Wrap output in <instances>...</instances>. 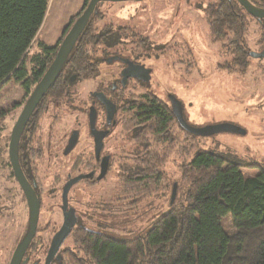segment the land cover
I'll return each mask as SVG.
<instances>
[{"label": "rangeland", "instance_id": "374dc122", "mask_svg": "<svg viewBox=\"0 0 264 264\" xmlns=\"http://www.w3.org/2000/svg\"><path fill=\"white\" fill-rule=\"evenodd\" d=\"M81 0H49V10L37 43L54 46L57 36L70 23ZM215 0H142L123 4L100 5L92 25L98 33L111 26L125 43L107 54L98 47L101 58L97 78L77 81L70 86L69 97L62 102L48 100L26 134L23 147L26 168L38 186L41 198L38 233L28 252L29 264H44L53 236L63 223L62 189L68 176L88 173L94 168L93 142L88 133L91 94L104 91L118 106L117 126L105 140L111 164L102 181H82L68 196L82 227L120 240L143 235L153 223L169 211L173 186L181 181V166L194 153L208 151L248 166L243 173L256 177L264 170V59L250 58L245 73L226 70L229 57L214 43L204 9ZM264 24L249 18L247 42L250 52L264 49ZM121 44V43H120ZM35 47L32 52H35ZM120 55L138 60L151 68L149 86L131 82L124 90L111 94L123 65L109 56ZM174 96L183 107L186 123L196 129L231 124L245 134L222 132L209 137L189 136L173 124L172 140L141 129L133 121L135 106L147 98H157L170 106ZM29 95L13 80L0 88V111L6 112L0 128V264H9L28 228L29 210L8 158L11 131ZM142 118V117H141ZM140 119V118H139ZM135 120V119H134ZM137 120V119H136ZM104 121L101 114L100 122ZM137 125V126H136ZM142 139H136L133 129ZM73 130H79L80 142L69 156L63 151ZM148 153L167 156L162 171L168 188L135 203L125 194L122 180L135 162ZM258 166V167H252ZM134 174V172H133ZM181 195V192H180ZM225 228L234 232L230 217ZM64 264L69 254L84 258L72 236L61 248Z\"/></svg>", "mask_w": 264, "mask_h": 264}, {"label": "trees", "instance_id": "16d2710c", "mask_svg": "<svg viewBox=\"0 0 264 264\" xmlns=\"http://www.w3.org/2000/svg\"><path fill=\"white\" fill-rule=\"evenodd\" d=\"M48 9L49 0H0V88L13 80L30 95L81 13L71 18L58 43L51 47L37 43ZM204 13L212 41L220 44L229 57L225 69L245 73L251 58L247 33L249 18L253 17L236 0H215L205 7ZM95 15L22 134L19 144L22 170L26 134L46 101L62 102L69 97L72 84L97 78L104 61L91 54L99 46L107 54L120 45L119 31H112L111 26L98 33L94 30ZM258 22L264 24V21ZM34 47L36 51L31 53ZM108 97L112 99L111 95ZM131 110H135L133 121H141L137 125L150 132L156 142V136L172 140L171 127L178 121L171 104L168 107L157 98H147ZM5 117L6 112L0 111V128ZM178 127L196 137L179 124ZM133 132L136 139H142L135 128ZM166 161L167 156L146 151L145 159L135 162L123 176L127 199L138 204L147 196L169 189L167 176L162 171ZM244 168L248 166L213 152L197 150L180 168L181 181L173 186L176 196L173 200L171 194L169 211L143 235L120 240L90 231L78 222L70 236L84 258L69 254V264H264V170L260 169L256 177L247 178ZM228 217L233 221L232 233L224 225ZM54 264H64L63 255Z\"/></svg>", "mask_w": 264, "mask_h": 264}, {"label": "water", "instance_id": "95a60500", "mask_svg": "<svg viewBox=\"0 0 264 264\" xmlns=\"http://www.w3.org/2000/svg\"><path fill=\"white\" fill-rule=\"evenodd\" d=\"M124 1L126 0H90L85 11L76 20L74 25L71 27L69 32L64 37L63 41L61 42L58 48V51L56 53V56L52 64L50 65V67L48 68V70L40 80V82L37 84L31 95L29 96L11 131L9 147H8V158L14 177L18 185L20 186V189L22 190L27 202V206L29 210V222H28L29 228L25 238L19 243V245L15 249L9 264H22V263L25 264L27 262V259L25 261H23V259L37 234L38 223L40 219V210H41V200L39 199V196L36 194L32 185L25 177L19 161V144L22 134L30 118L37 109L38 105L41 103L47 92L54 86L71 52L73 51L78 39L80 38L86 25L88 24L89 20L94 14L96 6L100 2L121 3ZM236 1L246 10V12L251 17L257 19L258 21L264 20V9L254 6L248 0H236ZM250 56L251 58H255V59H264V49L260 53L251 52ZM122 77H123V84L126 83V80L128 78H139L148 82L150 81V70H147L142 66H129L123 71ZM97 96L101 100L104 99L103 94H97ZM169 99L171 102L173 113L180 127L194 136L209 137L222 132L234 133L240 135L245 134L244 130L231 124H219V125L207 126L201 129L193 128L189 126L185 121L182 103L174 96H171ZM116 110L117 109L115 105L111 103L108 104L107 122L109 124L112 122ZM94 118H95L94 110L92 109L91 110L92 123L94 122ZM104 137L105 134H96L95 145H96L97 154L100 150V145ZM76 141H77V135L75 134L70 139L65 154H68L74 148ZM108 167H109V158H106L102 162L101 173L98 177V181L102 180L106 176ZM91 176L92 174L86 176H79L75 179L68 181L65 184L62 191V207H61V210L63 212V223L59 231L52 238L51 245L45 260V264H51L55 258L58 262L61 261V255H59L58 253L61 247L63 246V244L65 243V241L70 236L72 230L75 228L79 220L78 217L76 216L75 209L69 206L68 195L70 189L73 187V185L81 181L83 178L89 179ZM175 196H176V187L173 188V193H172L173 200L175 199Z\"/></svg>", "mask_w": 264, "mask_h": 264}, {"label": "flooded vegetation", "instance_id": "af4514ba", "mask_svg": "<svg viewBox=\"0 0 264 264\" xmlns=\"http://www.w3.org/2000/svg\"><path fill=\"white\" fill-rule=\"evenodd\" d=\"M128 1H142V0H126V1H124V2H128ZM251 4H253L254 6H256V7H258V8H261V9H264V0H248ZM89 2H90V0L88 1V3L86 4V1H85V4H84V6H83V10H82V12L80 13V16H81V14L85 11V9L87 8V6H88V4H89ZM107 5V4H123V2H121V3H110V2H100L97 6H96V9H95V12H94V14L95 13H97V10L99 9V7H100V5ZM93 14V15H94ZM92 15V16H93ZM79 16V17H80ZM262 21H264V20H261V22ZM76 22V21H75ZM74 22V23H75ZM74 23H73V25H74ZM72 25V26H73ZM71 26V27H72ZM71 27H70V29H71ZM69 29V30H70ZM69 30H68V32H69ZM67 32V33H68ZM126 41H124V40H122L121 39V46L123 45L122 43H125ZM112 58H114L115 60H116V62H120L122 65H123V68H122V70L120 71V74H119V78L117 79V81L115 82V83H113L112 84V86H111V94L113 93V94H115L116 92H119V90H124L125 89V87H127L131 82H134V83H137V84H139L140 86H149L150 85V82H151V77H152V70H151V68H147L144 64H142V63H140L138 60H135V59H130V58H125V57H123V56H120V55H114ZM112 58H110V59H108V60H112ZM129 66H142V67H144L145 69H147V70H150V81H148V82H146V81H144L143 79H139V78H128L127 80H126V83L125 84H123V77H122V73H123V71L127 68V67H129ZM97 94H103V96H104V99L103 100H101V99H99L98 98V96H97ZM31 95V94H30ZM29 95V96H30ZM91 97L93 98V101H92V103H91V106L89 107V112H88V133H89V136L91 137V139H92V142H93V155H92V159H93V162L95 163L94 164V168L91 170V171H89L88 173H79V174H77L76 176H72V175H69L68 176V179H67V181H66V183L68 182V181H70V180H72V179H75V178H77V177H79V176H86V175H90V174H92V176L89 178V179H86V178H83L81 181H79L78 183H76L75 185H73V187L74 186H76V185H78L80 182H82V181H98V177H99V175H100V173H101V167H102V162H103V160L104 159H106V158H109V167H108V171H109V168H110V164H111V156L110 155H108L107 153H106V150H105V140L111 135V132H112V129L113 128H115L116 126H117V121H116V117H117V114H118V106H117V104L115 103V101H113V99H110L109 97H108V95L104 92V91H98V92H94V93H92L91 94ZM29 98V97H28ZM28 100V99H27ZM27 102V101H26ZM113 104V105H115L116 106V113H115V116H114V118H113V120H112V122L109 124L108 122H107V107H108V104ZM169 103L171 104V102H170V99H169ZM94 110V115H95V118H94V122L92 123L91 122V110ZM101 114L104 116V121H103V123L101 124V122H100V116H101ZM28 125V124H27ZM27 127V126H26ZM25 130H26V128H25ZM25 130H24V132H23V136H24V133H25ZM77 135V141H76V144H75V146H74V148L68 153V154H65V151H66V149H67V147H68V145H69V142H70V139L72 138V136L73 135ZM96 134H105V137H104V139L102 140V142H101V145H100V150H99V152H98V154L96 153V145H95V142H96ZM80 135H81V133H80V131L79 130H73L72 132H71V134H70V136H69V138H68V140H67V145H66V147H65V149H64V151H63V155L64 156H69L71 153H73L76 149H77V147H78V145H79V142H80ZM26 162H25V160H24V157H23V173H24V175H25V177L27 178V180L29 181V183L32 185V187L34 188V190H35V192H36V194L39 196V199L41 200V198H40V195H39V192H38V186H37V184H36V182H35V180L32 178V176H30V175H28V173L30 174V170L29 169H27L26 168ZM108 171H107V173H108ZM106 177V176H105ZM104 177V178H105ZM103 178V179H104ZM102 179V180H103ZM102 180H100V181H102ZM99 182V181H98ZM65 183V184H66ZM65 186V185H64ZM64 186H63V188H64ZM72 187V188H73ZM71 188V189H72ZM71 189H70V191H71ZM62 191H63V189H62ZM70 193V192H69ZM23 196H24V194H23ZM69 196V195H68ZM25 198V197H24ZM26 200V199H25ZM61 207H62V205H61ZM62 211V210H61ZM62 214H63V212H62ZM29 226V225H28ZM29 228V227H28ZM28 228H27V230H26V232H25V235H24V237H23V239L25 238V236H26V234H27V232H28ZM37 233H38V230H37ZM37 235V234H36ZM35 238H36V236H35ZM34 238V239H35ZM22 239V240H23ZM34 241V240H33ZM32 241V242H33ZM32 244V243H31ZM51 245V244H50ZM31 246V245H30ZM30 248V247H29ZM62 248V247H61ZM28 251H29V249L27 250V253H26V255H25V257H24V259H23V261H25L26 259H27V262L25 263V264H29L30 263V257H29V255H28ZM60 251H61V249H60ZM59 251V255H61V257H62V254H61V252ZM48 253V252H47ZM47 257V256H46ZM45 260H46V258H45ZM56 262H58L57 260H56V258L53 260V262L51 263V264H54V263H56ZM60 262V261H59ZM23 264V263H22ZM36 264H39V263H36ZM44 264H45V261H44Z\"/></svg>", "mask_w": 264, "mask_h": 264}, {"label": "crops", "instance_id": "0c3cea01", "mask_svg": "<svg viewBox=\"0 0 264 264\" xmlns=\"http://www.w3.org/2000/svg\"><path fill=\"white\" fill-rule=\"evenodd\" d=\"M85 1H86V0H81V1H80V5L76 8L75 13H74V15H73L72 17H74V16L78 15L80 12H82V10H83V6H84V4H85ZM48 10H49V9H48ZM72 17H71V18H72ZM71 18H70V19H71ZM63 32H64V31H63ZM63 32H61V33L59 34V36H57V39H56V41L54 42V43H55L54 46L58 43V41H59V39L61 38Z\"/></svg>", "mask_w": 264, "mask_h": 264}]
</instances>
